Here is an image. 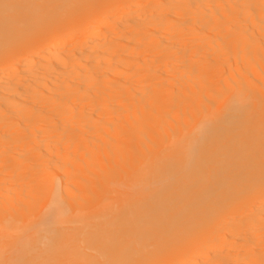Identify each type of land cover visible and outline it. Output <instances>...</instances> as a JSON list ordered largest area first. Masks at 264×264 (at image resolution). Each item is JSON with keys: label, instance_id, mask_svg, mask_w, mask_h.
I'll return each instance as SVG.
<instances>
[{"label": "bare ground", "instance_id": "1", "mask_svg": "<svg viewBox=\"0 0 264 264\" xmlns=\"http://www.w3.org/2000/svg\"><path fill=\"white\" fill-rule=\"evenodd\" d=\"M66 1L0 0V264H264V0Z\"/></svg>", "mask_w": 264, "mask_h": 264}, {"label": "rangeland", "instance_id": "2", "mask_svg": "<svg viewBox=\"0 0 264 264\" xmlns=\"http://www.w3.org/2000/svg\"><path fill=\"white\" fill-rule=\"evenodd\" d=\"M48 1L50 5H52L57 1L58 5L56 7H58V9L65 10L67 8L66 0H56V1L48 0ZM84 1L85 0L75 1L74 5H76L77 3L81 5ZM69 6H71V4ZM44 241H47V239H45ZM43 252L44 251H28L22 255L20 251L14 249L9 251L8 254L6 255L7 261L4 264H39L40 260L44 255Z\"/></svg>", "mask_w": 264, "mask_h": 264}]
</instances>
